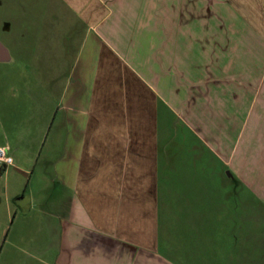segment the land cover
<instances>
[{
    "label": "crops",
    "instance_id": "obj_1",
    "mask_svg": "<svg viewBox=\"0 0 264 264\" xmlns=\"http://www.w3.org/2000/svg\"><path fill=\"white\" fill-rule=\"evenodd\" d=\"M53 1L73 23L66 68L39 61L20 88L21 159L45 182L12 207L0 186V264H210L203 212L264 160V0ZM13 161L0 179L26 175Z\"/></svg>",
    "mask_w": 264,
    "mask_h": 264
},
{
    "label": "rangeland",
    "instance_id": "obj_2",
    "mask_svg": "<svg viewBox=\"0 0 264 264\" xmlns=\"http://www.w3.org/2000/svg\"><path fill=\"white\" fill-rule=\"evenodd\" d=\"M72 24V19L53 0H0V43L8 47L13 59L8 66L0 64V76L6 73L11 88L6 92L8 105L0 117V143L3 138L7 141L13 164L19 172H26L22 175L11 170L16 174L0 179V186H7L10 206L15 194L23 190L28 194L45 182L40 166L27 165V161L21 159L20 150L26 145L20 141L24 140L22 136L26 131L20 122L30 114L31 102L22 95L20 88L22 83L32 88L39 61L45 64L42 65L46 68L42 71L45 75L54 74L55 68L65 70L68 31ZM20 71L24 79L19 78ZM19 98H23L20 111ZM236 174L242 180V187L236 190L237 197L230 202L219 201L212 217H206L203 212L201 235L204 238L213 235L215 240L213 258L208 251L205 261L210 264H264V160L247 162ZM214 185L217 187V181ZM218 187L224 192L222 182L218 181ZM0 199L2 216L1 196Z\"/></svg>",
    "mask_w": 264,
    "mask_h": 264
},
{
    "label": "built area",
    "instance_id": "obj_3",
    "mask_svg": "<svg viewBox=\"0 0 264 264\" xmlns=\"http://www.w3.org/2000/svg\"><path fill=\"white\" fill-rule=\"evenodd\" d=\"M12 163L10 156L6 154V150L3 147H0V169L4 166H8Z\"/></svg>",
    "mask_w": 264,
    "mask_h": 264
},
{
    "label": "water",
    "instance_id": "obj_4",
    "mask_svg": "<svg viewBox=\"0 0 264 264\" xmlns=\"http://www.w3.org/2000/svg\"><path fill=\"white\" fill-rule=\"evenodd\" d=\"M3 53L4 49L0 46V59L6 58Z\"/></svg>",
    "mask_w": 264,
    "mask_h": 264
},
{
    "label": "trees",
    "instance_id": "obj_5",
    "mask_svg": "<svg viewBox=\"0 0 264 264\" xmlns=\"http://www.w3.org/2000/svg\"><path fill=\"white\" fill-rule=\"evenodd\" d=\"M1 174V173H0Z\"/></svg>",
    "mask_w": 264,
    "mask_h": 264
}]
</instances>
